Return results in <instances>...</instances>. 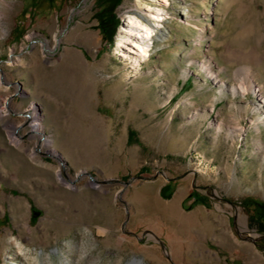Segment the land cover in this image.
<instances>
[{"label":"rangeland","instance_id":"obj_1","mask_svg":"<svg viewBox=\"0 0 264 264\" xmlns=\"http://www.w3.org/2000/svg\"><path fill=\"white\" fill-rule=\"evenodd\" d=\"M167 3L0 0V264H264V0Z\"/></svg>","mask_w":264,"mask_h":264},{"label":"bare ground","instance_id":"obj_2","mask_svg":"<svg viewBox=\"0 0 264 264\" xmlns=\"http://www.w3.org/2000/svg\"><path fill=\"white\" fill-rule=\"evenodd\" d=\"M156 5L147 4L141 6V10L144 11L145 17L148 18V24L140 21L137 17L128 16L123 28V39L121 41L122 47L125 48L123 51L122 57L137 62L140 59H144L148 56V51L150 48V41L153 39V29L157 26H160L165 18V11L162 6L168 5L167 0H154ZM144 18V17H143ZM14 55V54H13ZM138 66V65H136ZM203 70L208 74V76L213 77L217 80V77H214L211 74V70L208 66H202ZM245 82L246 85H251L250 89L254 88L252 84H249L250 70L244 69ZM0 80V85H1ZM247 88V87H246ZM242 90H245V87H241ZM247 90V89H246ZM262 102L259 104V108H264V97L261 96ZM259 109V110H260ZM7 115L4 109L0 110V118H4ZM29 118V128L32 134H39L40 136L44 133V124L42 119V114L34 108H30V111L26 113ZM259 137V136H258ZM17 139H14V143L20 145ZM55 141L51 137H41L39 141V148L42 150L46 149L47 152L55 154ZM35 152L32 153L34 155Z\"/></svg>","mask_w":264,"mask_h":264},{"label":"trees","instance_id":"obj_3","mask_svg":"<svg viewBox=\"0 0 264 264\" xmlns=\"http://www.w3.org/2000/svg\"><path fill=\"white\" fill-rule=\"evenodd\" d=\"M51 0H44V2L45 3H49ZM119 5V4H118ZM117 5V6H118ZM104 17H106L107 19H109L110 18V14H105V16ZM101 21H102V18H101ZM109 26V24H108V22L106 21V24H103L102 26H101V28H102V31H103V34L106 36L107 34H108V29L109 28H107ZM196 200V199H195Z\"/></svg>","mask_w":264,"mask_h":264},{"label":"water","instance_id":"obj_4","mask_svg":"<svg viewBox=\"0 0 264 264\" xmlns=\"http://www.w3.org/2000/svg\"><path fill=\"white\" fill-rule=\"evenodd\" d=\"M133 263L142 264L140 260H136V259L130 261L128 264H133Z\"/></svg>","mask_w":264,"mask_h":264}]
</instances>
